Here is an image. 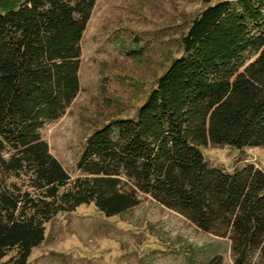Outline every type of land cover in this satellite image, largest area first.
I'll list each match as a JSON object with an SVG mask.
<instances>
[{"label":"trees","instance_id":"16d2710c","mask_svg":"<svg viewBox=\"0 0 264 264\" xmlns=\"http://www.w3.org/2000/svg\"><path fill=\"white\" fill-rule=\"evenodd\" d=\"M96 2L0 0V264H27L58 215L93 205L112 218L140 194L228 239L233 264H264V172L203 155L264 147V0L206 7L137 116L88 138L72 179L40 130L79 93Z\"/></svg>","mask_w":264,"mask_h":264},{"label":"rangeland","instance_id":"374dc122","mask_svg":"<svg viewBox=\"0 0 264 264\" xmlns=\"http://www.w3.org/2000/svg\"><path fill=\"white\" fill-rule=\"evenodd\" d=\"M97 0L81 41L80 90L66 110L40 130L50 153L72 179L88 138L117 120L134 119L171 63L182 37L209 5L238 0ZM209 167L264 172V147L242 151L209 145ZM112 218L93 206L60 214L27 264H233L231 243L199 229L175 211L139 195ZM14 253H10L12 257Z\"/></svg>","mask_w":264,"mask_h":264}]
</instances>
